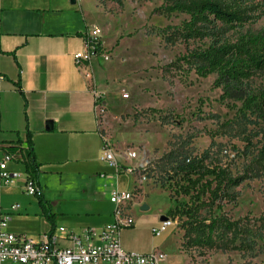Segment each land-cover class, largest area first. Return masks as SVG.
I'll list each match as a JSON object with an SVG mask.
<instances>
[{"label":"rangeland","instance_id":"rangeland-1","mask_svg":"<svg viewBox=\"0 0 264 264\" xmlns=\"http://www.w3.org/2000/svg\"><path fill=\"white\" fill-rule=\"evenodd\" d=\"M161 2L86 0V13L101 29L102 54L108 56L95 60V75L104 86L105 102L98 122L121 170L116 172L108 161L99 159L102 143L100 147H53V152L50 147H39L43 152L39 158L50 160V165L42 167V182L51 196L58 223L96 219L85 212L86 206L104 208L111 204L109 196L115 187L133 185L136 190L128 210L134 221L158 212L166 215L174 201L162 186L165 172L160 157L174 142H184L189 151L200 154L209 147L213 134L220 161L233 172H242L245 161L232 147H242L239 138L243 131H254L257 125L240 118L239 101L221 97L214 73L199 76L187 64L173 62L185 53L186 44L172 35L165 38L161 29L168 24L180 25L187 15L153 12ZM242 7L249 17L239 31H264V0H246ZM238 29L227 32L229 41L235 39ZM203 45L204 41L197 39L188 43L189 47ZM252 85H264V69L253 74ZM234 117L236 121L224 123ZM84 139L88 145L89 138L82 135L71 137V144L80 146ZM255 141L253 138L252 147L259 145ZM236 189L235 201L225 202L219 212L231 219L248 220L257 228L264 215V174L249 175ZM26 195V201L33 198ZM33 199L27 212L38 213ZM178 199L187 200V196L180 195ZM134 203L148 208L141 210ZM201 215H209V209ZM169 216L174 225L165 233V259L160 264H264V238L256 237L251 249L233 247L238 240H228V235L201 242L196 232L189 238L184 236L183 217ZM131 229L122 231L121 240L138 250L150 234L145 229L133 234Z\"/></svg>","mask_w":264,"mask_h":264},{"label":"crops","instance_id":"crops-1","mask_svg":"<svg viewBox=\"0 0 264 264\" xmlns=\"http://www.w3.org/2000/svg\"><path fill=\"white\" fill-rule=\"evenodd\" d=\"M85 6L86 0H0V142L24 140L26 133H30L35 159L41 163L37 183L42 188L40 195H31L38 204V213L27 212L32 199L27 197L26 201L28 195L21 180L2 188L0 203L7 211L11 203H19L11 211L8 229L35 238L60 225L78 231L112 219L113 204L109 200L111 204L104 208L86 206L85 212L96 219H70L68 225L58 223L51 196L42 182V167L50 165V160L38 156L43 153L39 147H50L53 152V147H100L102 143L103 134L93 111L92 91H104L95 75L97 58L83 67L75 66L73 61V54L85 49L83 33L87 27L99 24L86 13ZM77 135L87 136L88 145L85 139L80 146L71 144V137ZM0 155L3 156L1 146ZM7 167L28 172L24 161L9 160ZM40 196L48 200L56 214L52 227L41 212ZM136 204L141 209L143 204ZM161 214L136 219L130 227L133 234L143 229L150 234L146 243L138 245L142 248L133 250L121 240L122 247L141 253L154 248L163 250L166 232L154 236L150 229Z\"/></svg>","mask_w":264,"mask_h":264},{"label":"trees","instance_id":"trees-1","mask_svg":"<svg viewBox=\"0 0 264 264\" xmlns=\"http://www.w3.org/2000/svg\"><path fill=\"white\" fill-rule=\"evenodd\" d=\"M246 0H162L153 12L165 15L183 13L187 15L180 25H166L161 31L164 37L172 35L186 44V51L175 61L192 67L199 76L215 74L214 84L221 89V97L240 102V118L256 124L254 131H243L240 136L242 147L233 146L245 161L241 173H235L230 166L217 157L218 147L210 134L209 147L200 154L189 151L184 142H174L160 157L165 172L162 186L169 190L174 204L166 212L172 217H183L184 236L196 237L202 242L213 236L228 240H238L235 248L251 249L254 239L264 238V215L257 228L248 220L231 219L219 212L225 202H233L238 196L236 187L249 175L264 174V85H252L253 74L264 69V31H239L249 15L242 4ZM260 14V12H259ZM238 29V34L229 41L227 32ZM204 41L203 46L189 47L190 40ZM97 50L102 51V46ZM19 92L22 94L20 88ZM253 116V118H251ZM236 118L227 119L229 124ZM241 122V120H240ZM259 145L252 147V139ZM3 153H10L14 161H24L30 177L36 182L39 178L40 162L35 159L33 143L27 132L24 140L1 141ZM180 195L187 200H180ZM42 214L54 225L56 214L47 199L38 197ZM209 209V215H201ZM216 211V213H214ZM235 244V243H234Z\"/></svg>","mask_w":264,"mask_h":264},{"label":"built area","instance_id":"built-area-1","mask_svg":"<svg viewBox=\"0 0 264 264\" xmlns=\"http://www.w3.org/2000/svg\"><path fill=\"white\" fill-rule=\"evenodd\" d=\"M101 43V29L92 24L83 33L85 49L73 54L75 66L83 67L91 59L101 57L108 59L107 55L97 50ZM102 46V43L100 44ZM93 111L98 121L105 109L104 91H92ZM131 155H133L131 153ZM13 155L3 153L0 159V197L3 187L17 180L23 183L24 191L29 195H40L41 186L25 170H10L7 162L13 160ZM99 158L108 161L121 170L120 162L116 159L111 148V143L102 135V151ZM132 172L131 168H126ZM103 174H101L102 176ZM104 176V175H103ZM136 187L129 186L125 189L115 187L109 196L113 204L112 219L101 226H84L78 231L63 225L43 233L35 238L23 232H14L8 229L11 211L19 207L14 202L9 205V210H4L0 203V264L7 262L19 264H160L165 259L163 250L154 248L147 253L126 250L121 244V231L131 227L134 218L128 207L134 199ZM174 225L170 216L158 219L151 226V233L160 236Z\"/></svg>","mask_w":264,"mask_h":264},{"label":"water","instance_id":"water-1","mask_svg":"<svg viewBox=\"0 0 264 264\" xmlns=\"http://www.w3.org/2000/svg\"><path fill=\"white\" fill-rule=\"evenodd\" d=\"M71 2H73V0H70ZM46 129H49V127H46ZM148 208V206L146 205V204H143L142 206H141V209L142 210H145V209H147ZM166 216L167 215H165V214H161V215H159V219H165L166 218Z\"/></svg>","mask_w":264,"mask_h":264}]
</instances>
